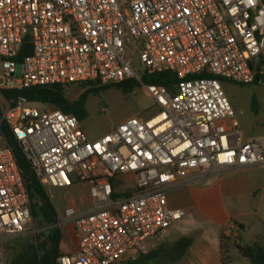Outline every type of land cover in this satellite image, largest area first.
<instances>
[{"label":"built area","instance_id":"1","mask_svg":"<svg viewBox=\"0 0 264 264\" xmlns=\"http://www.w3.org/2000/svg\"><path fill=\"white\" fill-rule=\"evenodd\" d=\"M262 59L263 0H0V264L32 221L4 126L46 191L89 185V210H56L54 226L73 228L77 250L55 264H119L185 216L169 206L170 190L201 184L216 168L264 166V137L244 139L222 85L254 84ZM163 71L177 75L174 92L143 84ZM128 80L151 95L155 114L95 139L74 114L3 94ZM225 234L240 241L237 228Z\"/></svg>","mask_w":264,"mask_h":264},{"label":"crops","instance_id":"2","mask_svg":"<svg viewBox=\"0 0 264 264\" xmlns=\"http://www.w3.org/2000/svg\"><path fill=\"white\" fill-rule=\"evenodd\" d=\"M261 82L264 78L257 84ZM240 127L245 140L264 137V133L247 136L241 122ZM205 179L201 184L190 183L170 190L169 206L184 209L185 216L162 237L148 240L145 251L135 261L126 262V259L119 264H226V256L230 258L227 264H235L242 259L250 262L236 250H230L225 255L221 234L234 227L240 231L241 242L264 245V166L216 168ZM62 228L61 254L73 253L77 250L73 228L70 225ZM255 229L258 235L250 241L246 240V236ZM183 237L190 238L192 244L176 262H165L151 254L160 246L172 244Z\"/></svg>","mask_w":264,"mask_h":264},{"label":"trees","instance_id":"3","mask_svg":"<svg viewBox=\"0 0 264 264\" xmlns=\"http://www.w3.org/2000/svg\"><path fill=\"white\" fill-rule=\"evenodd\" d=\"M264 62L262 59L261 64ZM252 68H258L257 65H251ZM199 75L198 77H205ZM193 78V77H190ZM264 75H257L254 83L263 81ZM178 77L172 71L158 72L153 75H145L143 84H154L167 88L170 92L175 91L178 84ZM86 86V85H84ZM118 89L127 91L130 88L140 87L139 83L134 80L124 81L114 85ZM62 85H52L46 87H32L26 89L4 90L3 94L6 98L25 97L30 102L42 103L50 106L53 109H59L67 114L76 115L82 122L88 118L86 109V101L90 94L104 88L88 89L82 93L76 100H69ZM252 109L257 112L256 100L253 99ZM5 140L9 147L12 148L16 157L17 163L21 169L25 187L31 201L32 220L42 228H49L44 232L38 233L33 240L26 242L15 253L12 260L8 264H55L57 257L61 255V230L55 227L57 212L56 208L47 194L46 189L40 182L32 164L26 158L21 146L15 141L9 133L7 127L2 128ZM116 183L114 182V185ZM222 246L224 254L227 255L230 250H236L238 253L252 264H264V245L259 243L245 244L241 240L236 243L225 232L221 234ZM192 244V240L183 237L172 244H164L158 249H155L151 254L165 262H176L182 258ZM230 260L226 256L225 263Z\"/></svg>","mask_w":264,"mask_h":264},{"label":"rangeland","instance_id":"4","mask_svg":"<svg viewBox=\"0 0 264 264\" xmlns=\"http://www.w3.org/2000/svg\"><path fill=\"white\" fill-rule=\"evenodd\" d=\"M264 2V0H263ZM139 62L135 58L133 67L138 68ZM223 89L229 98L236 116L240 120L247 136H260L264 133V82L251 85H239L230 81H223ZM89 88L84 85H73L64 89L69 100H76ZM253 99L256 100L257 112L252 109ZM49 109H53L48 106ZM88 118L83 121V126L88 135L95 139L117 127L127 119L138 116L149 118L156 112L155 101L142 86L130 88L127 91L118 89L116 86H107L97 94H90L86 101ZM56 210L63 211L69 206H74L79 211H87L90 208L89 185L76 183L70 188H47ZM49 228H42L31 221L29 229L20 237L10 240L5 245L8 263L23 244L33 240L40 232ZM64 231V228L61 227ZM258 231L252 230L246 240L250 241ZM141 254L126 262H133ZM235 264H251L245 260Z\"/></svg>","mask_w":264,"mask_h":264},{"label":"water","instance_id":"5","mask_svg":"<svg viewBox=\"0 0 264 264\" xmlns=\"http://www.w3.org/2000/svg\"><path fill=\"white\" fill-rule=\"evenodd\" d=\"M120 195H118V194H115V197H119ZM56 221H57V218H56Z\"/></svg>","mask_w":264,"mask_h":264}]
</instances>
